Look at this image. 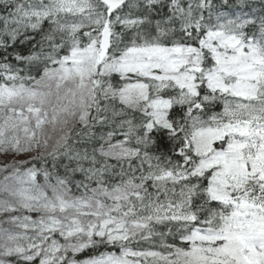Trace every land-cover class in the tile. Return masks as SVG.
<instances>
[{"label": "snow or ice", "instance_id": "6c2138e0", "mask_svg": "<svg viewBox=\"0 0 264 264\" xmlns=\"http://www.w3.org/2000/svg\"><path fill=\"white\" fill-rule=\"evenodd\" d=\"M0 264H264V0H0Z\"/></svg>", "mask_w": 264, "mask_h": 264}]
</instances>
